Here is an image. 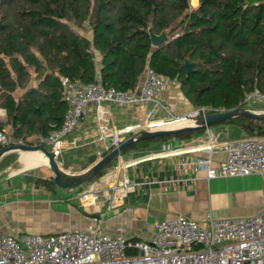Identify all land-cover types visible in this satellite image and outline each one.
Instances as JSON below:
<instances>
[{"label": "trees", "instance_id": "trees-1", "mask_svg": "<svg viewBox=\"0 0 264 264\" xmlns=\"http://www.w3.org/2000/svg\"><path fill=\"white\" fill-rule=\"evenodd\" d=\"M164 31L167 40L154 45L152 34ZM147 67L177 82L194 106L251 108L257 100L247 95H264V0H0V129L8 126L27 145L42 144L40 136L63 124L61 76L86 84L100 74L106 86L129 91ZM221 125L239 137L264 136L262 119Z\"/></svg>", "mask_w": 264, "mask_h": 264}, {"label": "crops", "instance_id": "crops-1", "mask_svg": "<svg viewBox=\"0 0 264 264\" xmlns=\"http://www.w3.org/2000/svg\"><path fill=\"white\" fill-rule=\"evenodd\" d=\"M197 3L198 0L192 5ZM163 97L176 113L196 107L175 81L167 83ZM149 108L150 104H90L87 114L64 137L59 156L62 167L71 175L86 170L115 147L114 140L121 143L140 130ZM5 116L3 109L0 120L5 121ZM165 116L166 113L159 110L151 118ZM223 126L226 127L217 131L234 133L228 125ZM128 127L136 130L126 132ZM218 134L220 138L213 134L218 142L227 140L228 137L224 139L220 132ZM203 135L197 133L181 138L173 134L166 139L158 136L135 141L106 166L103 174L73 188H61L54 183L56 187L48 189L35 183L32 178L53 181V172L42 151H6L0 157V230L41 234L85 230L97 215L102 221L99 230L112 236L123 234L130 240L145 241L153 238L155 224L164 219L185 216L207 226L210 216L247 217L262 211L264 173L208 178L206 168L195 172L180 169L179 155L173 151L184 150L180 155L190 159L204 155L201 145L196 150L184 149L187 141ZM35 145L41 144L32 146ZM225 158V152L217 149L212 166L219 168ZM171 177L180 180L165 186L158 182L148 184L150 179L159 181ZM94 190L100 191V196L92 205L89 195Z\"/></svg>", "mask_w": 264, "mask_h": 264}, {"label": "built area", "instance_id": "built-area-1", "mask_svg": "<svg viewBox=\"0 0 264 264\" xmlns=\"http://www.w3.org/2000/svg\"><path fill=\"white\" fill-rule=\"evenodd\" d=\"M60 79L67 103L63 124L40 136L42 144L51 147L58 161L64 137L87 114L90 104H150L147 120L140 130L192 124L199 116L226 111L225 108L196 106L182 113L174 112L163 97L168 80L150 67L145 69L141 84L129 91L106 86L100 74L86 84L66 76ZM254 99L264 103V95L258 91L246 97L247 101ZM159 110L166 116L152 119ZM2 113L0 108V116ZM135 130L128 127L126 132ZM118 144L119 140H114L113 145ZM0 145L3 148L26 145V140L15 136L11 130L0 129ZM200 145L205 154L196 158L180 155L184 150L173 151L179 155L180 169L195 172L206 168L208 178L264 173V136L218 142L207 127L202 137L187 141L184 149L196 150ZM217 149L226 154L219 168L212 166ZM178 180L180 178L150 179L148 184L158 182L165 186ZM89 196L95 205L100 191L94 190ZM101 223L96 215L85 230L47 234L0 230V264H264V209L247 217L210 216L207 226L185 216L164 219L155 224L153 238L145 241L130 240L123 234L112 236L99 230Z\"/></svg>", "mask_w": 264, "mask_h": 264}, {"label": "water", "instance_id": "water-1", "mask_svg": "<svg viewBox=\"0 0 264 264\" xmlns=\"http://www.w3.org/2000/svg\"><path fill=\"white\" fill-rule=\"evenodd\" d=\"M151 39L154 45H158L162 41L167 40L166 31L162 32L161 34L153 33ZM184 65L188 72L192 70L191 63L186 62ZM238 116L264 120V111L240 107L232 110L219 111V112L208 113L206 115L199 116L192 124L164 127V128L151 129V130L141 129L139 131L134 132L133 135L128 139H126L125 141L119 143L118 145H115V147L110 152H108L106 155L98 159L86 170L76 175H71L69 171L64 169L61 163L55 158L53 152L42 144L35 146H31V145L9 146L3 148L0 151V157L3 153L10 150H40L47 157L48 165L51 171L53 172L54 183L61 188H73V187L81 186L85 182H89L93 180L96 176L99 175V173L107 165H109L114 159L118 158L121 155V153L130 144L134 143L135 141L142 139H151L163 135H173L177 132L188 129H195L200 127L206 128L213 124H219Z\"/></svg>", "mask_w": 264, "mask_h": 264}, {"label": "rangeland", "instance_id": "rangeland-1", "mask_svg": "<svg viewBox=\"0 0 264 264\" xmlns=\"http://www.w3.org/2000/svg\"><path fill=\"white\" fill-rule=\"evenodd\" d=\"M250 104H251V106H254V110H263V106L264 105H261V103H259V102H257V101H251L250 102ZM258 108V109H257ZM220 124V123H219ZM211 127V129H212V131H211V133H212V135L214 134V137L215 136H217L218 138H220L218 135V133L220 132L221 133V135H222V137L224 138V136L225 137H228V138H226L227 140L228 139H231V138H233L232 136L233 135H236V134H234V133H231V134H229V132L227 131H217V130H220V129H223V126H218V124H213V125H211L210 126ZM207 128V127H206ZM8 131L10 130L9 128H6ZM214 131H217V133L216 132H214ZM231 135V136H230ZM234 138H239V136L238 137H234ZM225 139V138H224Z\"/></svg>", "mask_w": 264, "mask_h": 264}, {"label": "bare ground", "instance_id": "bare-ground-1", "mask_svg": "<svg viewBox=\"0 0 264 264\" xmlns=\"http://www.w3.org/2000/svg\"><path fill=\"white\" fill-rule=\"evenodd\" d=\"M192 1V3H196V0H191ZM48 162V161H47Z\"/></svg>", "mask_w": 264, "mask_h": 264}]
</instances>
